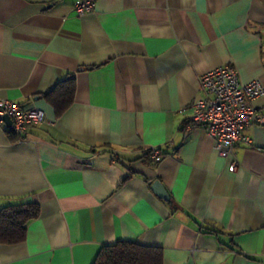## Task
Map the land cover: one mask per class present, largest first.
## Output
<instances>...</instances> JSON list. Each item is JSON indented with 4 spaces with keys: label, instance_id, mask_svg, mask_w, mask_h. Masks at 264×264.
Segmentation results:
<instances>
[{
    "label": "crops",
    "instance_id": "crops-1",
    "mask_svg": "<svg viewBox=\"0 0 264 264\" xmlns=\"http://www.w3.org/2000/svg\"><path fill=\"white\" fill-rule=\"evenodd\" d=\"M75 1L0 0V98L47 120L17 135L0 122V207H39L0 264H90L118 240L159 246L163 264H264V125L229 170L189 119L207 70L264 85V0ZM71 77L55 114L44 93Z\"/></svg>",
    "mask_w": 264,
    "mask_h": 264
},
{
    "label": "built area",
    "instance_id": "built-area-1",
    "mask_svg": "<svg viewBox=\"0 0 264 264\" xmlns=\"http://www.w3.org/2000/svg\"><path fill=\"white\" fill-rule=\"evenodd\" d=\"M95 3L96 0H76L73 7L77 14H82L92 11ZM199 89L201 96L189 104V119L205 128L218 155L230 157L228 169L234 170L237 160L233 156V146L240 141H250L244 132L248 124L264 125V109L253 104L254 98L264 95V85L258 78L242 82L237 69L225 64L201 74ZM4 114L11 118L15 132H21L29 124L47 121L38 107H22L15 100L0 98V122ZM150 152L154 159L160 158L157 148Z\"/></svg>",
    "mask_w": 264,
    "mask_h": 264
},
{
    "label": "trees",
    "instance_id": "trees-1",
    "mask_svg": "<svg viewBox=\"0 0 264 264\" xmlns=\"http://www.w3.org/2000/svg\"><path fill=\"white\" fill-rule=\"evenodd\" d=\"M74 79H60L45 96L60 114L72 101ZM9 133L17 135L14 129ZM39 207L34 202H14L0 207V242L16 243L24 239L26 223L37 216ZM159 246L145 245L135 241L118 240L103 244L90 264H163Z\"/></svg>",
    "mask_w": 264,
    "mask_h": 264
},
{
    "label": "water",
    "instance_id": "water-1",
    "mask_svg": "<svg viewBox=\"0 0 264 264\" xmlns=\"http://www.w3.org/2000/svg\"><path fill=\"white\" fill-rule=\"evenodd\" d=\"M3 119L5 120V123H6L8 126H11L12 120H11V118L9 117V115L4 114ZM150 186H151V188L154 190V192H155L156 194H158L160 197L165 198V199L168 198V193H167V191L165 190L163 184H162L158 179H155V180L151 183Z\"/></svg>",
    "mask_w": 264,
    "mask_h": 264
}]
</instances>
